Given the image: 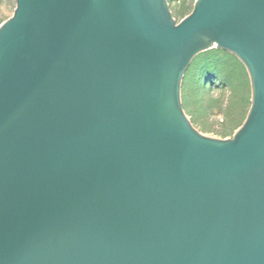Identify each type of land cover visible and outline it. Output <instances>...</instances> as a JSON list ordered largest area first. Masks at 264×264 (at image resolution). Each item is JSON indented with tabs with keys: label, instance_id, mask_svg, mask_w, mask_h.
Wrapping results in <instances>:
<instances>
[{
	"label": "water",
	"instance_id": "water-1",
	"mask_svg": "<svg viewBox=\"0 0 264 264\" xmlns=\"http://www.w3.org/2000/svg\"><path fill=\"white\" fill-rule=\"evenodd\" d=\"M0 26V264H264V0H15ZM220 49L249 75L232 138L181 87Z\"/></svg>",
	"mask_w": 264,
	"mask_h": 264
},
{
	"label": "rangeland",
	"instance_id": "rangeland-1",
	"mask_svg": "<svg viewBox=\"0 0 264 264\" xmlns=\"http://www.w3.org/2000/svg\"><path fill=\"white\" fill-rule=\"evenodd\" d=\"M196 0H168L173 18L189 15ZM15 0H0V26L11 18ZM184 112L192 125L212 138H232L243 125L252 102L249 75L233 54L212 49L197 55L181 87Z\"/></svg>",
	"mask_w": 264,
	"mask_h": 264
}]
</instances>
